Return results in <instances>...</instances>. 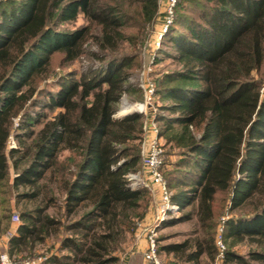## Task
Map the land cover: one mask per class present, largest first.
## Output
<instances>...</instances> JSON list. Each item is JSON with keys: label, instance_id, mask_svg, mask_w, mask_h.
Listing matches in <instances>:
<instances>
[{"label": "trees", "instance_id": "1", "mask_svg": "<svg viewBox=\"0 0 264 264\" xmlns=\"http://www.w3.org/2000/svg\"><path fill=\"white\" fill-rule=\"evenodd\" d=\"M157 12L158 0H0V203L32 204L11 255L61 233L71 261L54 262L117 264L150 203L128 179L143 167L144 117L115 116L136 91L120 48ZM162 35L175 66L155 79V121L179 207L163 225L194 221L158 245L163 263L212 262L221 224L223 264H264V0H176ZM84 54L79 71L61 69Z\"/></svg>", "mask_w": 264, "mask_h": 264}, {"label": "rangeland", "instance_id": "2", "mask_svg": "<svg viewBox=\"0 0 264 264\" xmlns=\"http://www.w3.org/2000/svg\"><path fill=\"white\" fill-rule=\"evenodd\" d=\"M167 0H158V12L157 16L155 17L154 21L148 25H144L143 28H131L130 31L134 33L135 38L132 40V44L129 42H125L120 48V51L123 53H127L129 56L131 54H134V63L135 66L132 67L131 74L129 77V81L132 82L134 88L136 89L135 92H123L120 98V101L117 105V110L115 111V116H122L123 114L127 112H138L143 115L144 122L149 123L150 119H155V115L157 112H161V110L158 109L159 102L157 100V94H153V99L151 100V103L147 104L146 111L140 112L137 110H132V108L128 109L130 111H125L126 109L123 107L124 104L128 105H134L137 102H144V91L145 87L149 82H152L155 84V79L160 77V75L164 72L170 71L174 68V64L172 62V59L165 55L162 51L163 45H162V37L163 33L165 31L164 25H163V15H164V8L166 5ZM85 19L81 15L79 16L73 23H70L68 26L70 28H73L75 26H78L82 23H84ZM164 29V30H163ZM163 30V31H162ZM162 32L161 37L159 38V43H156L157 37L159 32ZM89 49H94L95 45L93 42H89L86 45ZM168 51H171V49ZM91 60V57L87 54H84L83 56L77 58L74 62L70 63L68 66H64L61 69L63 71L70 70V69H76L79 71L83 65H86L87 62ZM38 109V108H36ZM122 112V113H121ZM13 140L10 141L12 144ZM160 143L162 145L163 140L160 137ZM164 160H167L166 155H163ZM175 156H170L169 159H174ZM167 163L162 165V171L164 172V169L167 167ZM138 180L141 182L149 183L147 176V173L145 172L144 168L141 167L138 171ZM146 173V174H145ZM146 175V176H145ZM133 181L131 180V183ZM145 188H147V191L149 193V206L152 207V205H155V203L158 202L159 195L158 191L152 187L151 184L143 185ZM57 192V191H56ZM58 194V193H57ZM60 195V194H58ZM152 204V205H151ZM32 206L30 202L25 201H16L15 198H10L9 202H2L0 203V233H6L7 224L14 226L18 225L21 221L19 218V222H13L12 220V214L13 213H19L21 210L28 209ZM149 210V208H148ZM49 213H54L56 215H60V210L55 206H49L48 210ZM10 215V217H4L3 215ZM178 215V214H177ZM156 216L155 209L153 210V220H147L142 219L138 221L136 225V229L133 232V234L128 235L126 239L122 242V250L117 253L119 256V260L117 264H123L128 261L129 255L133 253L136 256L139 257V253L137 251L136 245L139 241V238L143 237V234L145 232V229L154 221V218ZM176 216V215H173ZM20 217V216H19ZM171 217V216H170ZM167 219V218H166ZM165 219V220H166ZM161 222V224L158 226L157 229V235H158V245L171 242V241H177L180 239H183L187 235L192 234V229L194 227V221H183L176 224H166L163 225L164 221ZM16 223V224H15ZM10 227V226H9ZM63 235H65V232H62ZM61 235V233L58 234H51L50 236L46 237L45 240L42 242H36L34 246L29 251L28 249H24L21 252H15L12 255L16 258H24V257H37L42 256V260L38 264H61L60 262H54V255L56 258L60 257L62 258L63 254L68 253L66 249L60 248V242L57 239ZM161 237V238H159ZM237 251L240 253H244L246 250L247 245L244 243L237 244L234 246ZM161 253V252H160ZM161 258L164 261V257L161 253ZM62 260H68L71 261L70 258L63 257ZM60 261V260H59ZM73 264H80L77 261ZM204 264H211V260L205 261Z\"/></svg>", "mask_w": 264, "mask_h": 264}, {"label": "built area", "instance_id": "3", "mask_svg": "<svg viewBox=\"0 0 264 264\" xmlns=\"http://www.w3.org/2000/svg\"><path fill=\"white\" fill-rule=\"evenodd\" d=\"M176 0H167L164 8L163 25L164 29L170 23L173 15V7ZM163 29V30H164ZM162 30V31H163ZM162 32L160 31L156 40L159 43V38ZM154 94V84L149 82L144 91V102H137L132 105V110L145 112L148 103H151ZM130 110H125L123 113ZM128 113V112H127ZM143 138L141 142V163L147 173L149 183L138 180V172L129 173L128 179L133 187L151 184L156 187L159 193V199L156 205V216L154 221L145 229L143 237L145 238V248L142 252L143 264H164L163 259L158 250V235L157 229L163 220L177 215L179 207L176 202L170 200V191L168 190L165 178L161 167L163 163V149L159 137V125L155 119H150L147 124L143 125ZM131 180L133 181L131 183ZM13 222H19L17 213L12 214ZM223 220V219H222ZM216 252L211 264H223L225 257L226 245L222 236V225L217 228L215 235ZM42 256L16 258L6 250L0 251V264H38L42 260ZM123 264H130L128 261Z\"/></svg>", "mask_w": 264, "mask_h": 264}, {"label": "crops", "instance_id": "4", "mask_svg": "<svg viewBox=\"0 0 264 264\" xmlns=\"http://www.w3.org/2000/svg\"><path fill=\"white\" fill-rule=\"evenodd\" d=\"M146 177H148V176H146ZM154 189H156V187H154ZM157 195H159V193ZM156 205H157V203H155V205H152V207L149 206V210H148L147 214L145 215L144 219H147V220H151L152 219L153 220V210L155 209V211H156ZM17 226H18L17 224L12 226V227L10 225V227H8L6 229V233L5 234L4 233H0V251L6 250L9 253V251H8V239H9V236L11 234H16L17 233V231H18L17 230ZM145 245H146L145 238L144 237L139 238V241H138V243L136 245V248H137L138 252H135L136 255H137V253H139V257L138 256L135 257V255L133 253H131L129 255V259H128V262L130 264H143L142 252H143V250L145 248Z\"/></svg>", "mask_w": 264, "mask_h": 264}, {"label": "bare ground", "instance_id": "5", "mask_svg": "<svg viewBox=\"0 0 264 264\" xmlns=\"http://www.w3.org/2000/svg\"><path fill=\"white\" fill-rule=\"evenodd\" d=\"M123 107L127 110L132 108V105L124 104ZM124 112V111H123ZM122 113V112H121Z\"/></svg>", "mask_w": 264, "mask_h": 264}]
</instances>
